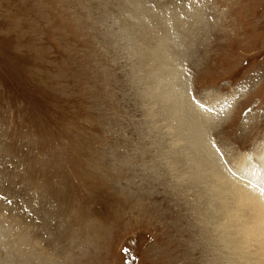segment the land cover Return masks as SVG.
<instances>
[{
  "label": "rangeland",
  "instance_id": "obj_1",
  "mask_svg": "<svg viewBox=\"0 0 264 264\" xmlns=\"http://www.w3.org/2000/svg\"><path fill=\"white\" fill-rule=\"evenodd\" d=\"M262 142L264 0H0V264H264L212 175Z\"/></svg>",
  "mask_w": 264,
  "mask_h": 264
},
{
  "label": "bare ground",
  "instance_id": "obj_2",
  "mask_svg": "<svg viewBox=\"0 0 264 264\" xmlns=\"http://www.w3.org/2000/svg\"><path fill=\"white\" fill-rule=\"evenodd\" d=\"M177 92L180 93L179 88ZM224 106L227 107L226 109L223 108L225 111L231 108L227 104ZM183 109L188 113V119L191 116L193 117L191 128L193 127L195 130L196 143L198 142L197 145H201L200 150L202 152H205V148L209 150L212 144L208 137L204 135L208 116L188 110L186 105L183 106ZM258 149L257 152H241L239 154L237 159L241 160L243 166L237 168L231 164L230 166L232 167H229L232 171L224 167L212 174L214 177L213 194L222 199V204L224 203V216L221 213L220 215L228 220V223L226 222L227 224L222 227L227 234L230 233L229 230L232 227L235 229L233 234L226 237H229L234 249H238L241 253L248 255L247 258L253 254V251L246 250V247L251 244H255L258 247V254L264 256V142L260 143ZM211 153L212 151L207 154L208 157H211L207 162L210 161V164H215V171L217 166L222 167L225 162L223 160L222 163L221 158L219 160L216 158L215 160L213 153ZM255 158L258 159V162ZM235 174L239 176L237 177ZM256 264H260V262L257 261Z\"/></svg>",
  "mask_w": 264,
  "mask_h": 264
},
{
  "label": "snow or ice",
  "instance_id": "obj_3",
  "mask_svg": "<svg viewBox=\"0 0 264 264\" xmlns=\"http://www.w3.org/2000/svg\"><path fill=\"white\" fill-rule=\"evenodd\" d=\"M196 103L201 107V108H205L206 107V103H210V102H204L202 103L200 100H197ZM208 111H212V109L210 107L207 108ZM210 143H213V145L215 146V141L214 138L212 140H210ZM217 151L219 152V148H217ZM220 155L222 156L223 153L221 152ZM0 167H3L2 164H0ZM0 200H4L7 204H12L13 201L11 199H8L6 196H2L0 195ZM53 223H55V221H53Z\"/></svg>",
  "mask_w": 264,
  "mask_h": 264
}]
</instances>
